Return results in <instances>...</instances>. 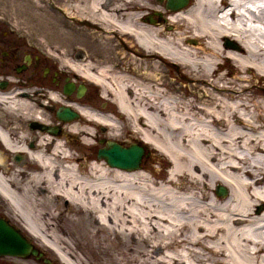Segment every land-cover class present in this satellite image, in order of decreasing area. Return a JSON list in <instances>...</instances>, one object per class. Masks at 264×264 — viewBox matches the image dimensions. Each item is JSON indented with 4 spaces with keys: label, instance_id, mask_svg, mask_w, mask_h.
Masks as SVG:
<instances>
[{
    "label": "bare ground",
    "instance_id": "6f19581e",
    "mask_svg": "<svg viewBox=\"0 0 264 264\" xmlns=\"http://www.w3.org/2000/svg\"><path fill=\"white\" fill-rule=\"evenodd\" d=\"M166 1L16 0L10 10L27 13L71 83L107 101L58 87L37 98L0 92V149L26 157L0 166V206L61 264L92 263L49 228L57 218L81 227L111 264H264V0ZM176 66L188 76L183 88L167 76ZM41 96L78 117L62 136L36 132L29 147L22 121H51ZM71 135L86 147L100 136L159 155L135 170L80 162ZM160 160L165 171L153 165ZM112 235L125 247L115 257Z\"/></svg>",
    "mask_w": 264,
    "mask_h": 264
},
{
    "label": "rangeland",
    "instance_id": "374dc122",
    "mask_svg": "<svg viewBox=\"0 0 264 264\" xmlns=\"http://www.w3.org/2000/svg\"><path fill=\"white\" fill-rule=\"evenodd\" d=\"M15 1L16 0H0V25L3 28H5L6 30H8L12 36L18 37L21 41H26L27 42V50L29 52L35 54V55L41 56L44 60L43 65L55 67L56 61L54 60V58L49 57V56H51V54H48L47 52H45L49 48L43 46L40 43V41L38 39V34L36 32L32 33V30L30 29V22L27 19V13L25 12L26 14L25 15L22 14V16H21V13H20V15H18L17 12L11 13L10 10L13 9V4L15 3ZM24 16L26 17V19ZM20 18H21V21H20ZM23 19L25 21H23ZM16 26L17 27L20 26L19 27L20 29L19 28L17 29ZM21 26H23V27H21ZM30 30H31V33H30ZM24 31H26L27 33ZM34 33H36V35ZM31 38H32V40H31ZM230 66H231V64H230ZM167 71H168L167 76L171 77V80H169V81L173 83L172 85L174 87L183 88L184 86L188 85L187 84L188 81L186 80V77H188V76L185 73V71H186L185 68H183L182 66H176V68H173V67L167 68ZM57 78L59 81H61V79H62L61 76H57ZM42 81H45L44 85H43L44 86L43 89L49 88L48 87L49 85L47 83L52 84L50 82H47L46 80H42ZM76 84H77L76 86L81 85L80 83L79 84L76 83ZM84 85L87 89H84L83 94L79 97V98H81V101L86 102V103L95 104L98 107H102L103 105H105L107 103L106 100H104L103 98H100L98 96V89H96L93 85L88 84L86 82L84 83ZM257 86L263 87L264 84H258L257 83ZM53 87L55 88L57 86H53ZM58 88H59V86H58ZM72 96L74 98H76V92H74L72 94ZM43 99H45V101L47 100L46 98H43ZM48 103H49V100H48ZM96 131L98 132V135H100L102 132L100 129H96ZM101 140H103V139L100 136L94 137L92 141L94 142L95 145L93 147H86V146H82V138L81 137H80V139H78V138L73 139V141L70 145V151L74 152V154H76V157L78 156L80 158V162H83V160H85L86 157L87 158L90 156L96 157L97 150L99 148L105 146V142H100ZM115 142H117V141H115ZM131 143H135V141L122 143L121 145L122 146H128ZM135 144H140V143L137 142ZM143 146L145 147V151H144V155L142 156L139 167L140 166L141 167H147V166L152 165L151 164L152 157L155 155H159V153L154 151L152 148H150L146 145H143ZM153 165L155 166V168H157L160 171L161 170L165 171V169L168 168V164H165L163 162V160H160L158 163H154ZM50 222H49V228L51 227L50 229L51 230L53 229V231H57V233H58V231L61 232L60 233L62 235L61 237L65 238L67 240L66 242L69 244V246H70L69 248L73 252H75L77 255L81 256L84 260L86 259L89 262H91L92 264H111L110 258L106 254V252L103 250V248L101 246H97V247L94 246L93 247L92 241H90L86 238V235H85V233L81 227L79 228V227L73 226L71 223L68 222V219L67 220H65V219L61 220V219L57 218L55 220H51ZM60 229H63L64 231H60ZM91 231H94V228H91ZM26 236H28V235L26 234ZM99 236H100L99 239L102 242L105 237H103L102 234H99ZM69 242H71V243H69ZM98 244H100V243L98 242ZM106 245L110 247L111 253L114 252L113 253L114 257L116 256V253H119L121 250L125 249V247H122L119 244V240L114 235H112V237H108V236L106 237ZM37 248H40L39 250L41 252L45 251L47 258L50 259V261L53 264H61L57 260L56 256L53 253H51V251H49V249H47L43 246H39V245ZM39 259L37 257H35L33 259L27 258L22 262L27 261L28 264H49L45 261H39Z\"/></svg>",
    "mask_w": 264,
    "mask_h": 264
},
{
    "label": "flooded vegetation",
    "instance_id": "af4514ba",
    "mask_svg": "<svg viewBox=\"0 0 264 264\" xmlns=\"http://www.w3.org/2000/svg\"><path fill=\"white\" fill-rule=\"evenodd\" d=\"M43 61L44 60L41 56L35 55L27 50L26 41H21L18 37L12 36L8 30H6L0 25V92L14 91L15 93H18L20 91H26L24 95L31 94L33 98H37L36 95L34 96V94L39 92L41 95H43L47 90L49 91V89L53 86H59L60 92L62 94H66L64 92V86L67 83H70L71 81L68 80L60 70H58V67L43 65ZM57 76L62 77L61 81L58 80ZM42 80H46L47 82H50L52 84L46 82L49 85V88L43 89L45 81ZM72 84L74 85L73 91L76 92L75 89L79 85L76 86L77 84ZM28 91H32V93H28ZM73 91L71 93H74ZM43 98L44 97L41 96L40 101L42 103L45 102L43 103L44 106L48 107L46 112L51 115V121L49 122V124H43L42 122L35 119H28L26 121H22L23 129L26 130V133L23 138L25 139L29 147H32L36 144V132H44V130H46L45 132L52 133L55 136H62L65 132V121L59 120L55 114L59 106H53L54 103H48V99L45 101V99ZM0 122L3 123L2 120ZM71 137L72 141L76 138L80 139V137H75L73 135H71ZM0 153L1 157L4 158V167H6L9 161L17 163L26 161V157L21 153L9 154L6 157L4 156V151L2 152L1 149ZM0 166L3 167V165L1 164ZM0 218L13 224L20 232H22V234L26 235L24 229L20 226L18 222H16L10 217L9 212H7L4 206H0ZM42 253L43 255L40 257L39 261H44V259H47L49 261V264H53L50 259L47 258L46 252L42 251ZM27 258L33 259L35 257L32 255L15 256L2 254L0 255V264H20L21 260L24 261Z\"/></svg>",
    "mask_w": 264,
    "mask_h": 264
},
{
    "label": "water",
    "instance_id": "95a60500",
    "mask_svg": "<svg viewBox=\"0 0 264 264\" xmlns=\"http://www.w3.org/2000/svg\"><path fill=\"white\" fill-rule=\"evenodd\" d=\"M187 2L188 0H167L166 6L170 9H178L185 6ZM227 44H231L230 41H227ZM84 89L85 87L82 85L76 88L77 97L83 94ZM73 90L74 85L71 82L64 86V92L66 94L71 93ZM55 114L59 120L65 122L78 117L77 112L67 106H59ZM100 142H105V146L97 150V158L104 159L110 166L124 170H135L139 168L145 148L135 143L122 146L111 140H101ZM3 161L4 158L0 155V164L4 166ZM216 193L218 195H224L226 189L222 186H217ZM2 254L15 256L32 255L39 257L43 255V253L37 251L31 238L22 234L13 224L0 218V255ZM44 261L49 262L47 259H44Z\"/></svg>",
    "mask_w": 264,
    "mask_h": 264
}]
</instances>
